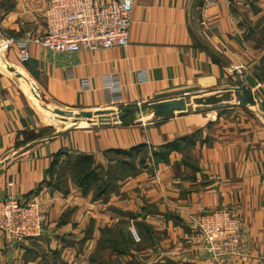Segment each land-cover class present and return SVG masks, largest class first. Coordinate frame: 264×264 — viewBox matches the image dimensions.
Here are the masks:
<instances>
[{
	"label": "crops",
	"instance_id": "1",
	"mask_svg": "<svg viewBox=\"0 0 264 264\" xmlns=\"http://www.w3.org/2000/svg\"><path fill=\"white\" fill-rule=\"evenodd\" d=\"M45 6L46 0H14L13 6L0 10V200L37 198L46 210L51 205L52 213H44L45 232L40 238L11 247L0 234V264H38L48 237L59 236L51 238V246L58 250L69 243L68 235L79 241L88 223L92 233L86 248L92 252L102 244L103 230L122 223L121 217L113 218L106 207L88 201L80 190L63 195L47 184L59 152L102 160L110 152L142 145L159 151L197 131V118L203 114H178L130 126L59 130L43 138L40 116L48 123L64 119L53 113L58 107L51 110L41 103L43 89L65 108L99 110L111 104L105 87L113 80L121 88L114 105L127 106L195 93L218 95L234 88L237 80L245 83L258 64L250 30L242 28L234 9L264 10V0H136L127 47L52 53L31 44L30 58L22 62L18 48L5 50L3 41L21 40L26 33L42 35ZM4 51H8L3 57L9 67L16 69L13 72L1 58ZM212 117L215 130L200 126L201 138L193 146L197 168L183 162V154L175 151L159 165L164 185L146 187L144 174L133 179L151 208L129 227L136 230L139 242L129 237L143 251L130 260L143 259L146 252L151 264H216L203 251L186 215L228 208L239 215L247 242L225 264H264V122L256 113L240 111L227 120L220 113L217 119ZM140 206L144 209L142 202ZM140 222L152 230L149 243ZM122 231L126 237L127 226ZM78 257L81 254L66 260L76 264L86 260Z\"/></svg>",
	"mask_w": 264,
	"mask_h": 264
},
{
	"label": "rangeland",
	"instance_id": "2",
	"mask_svg": "<svg viewBox=\"0 0 264 264\" xmlns=\"http://www.w3.org/2000/svg\"><path fill=\"white\" fill-rule=\"evenodd\" d=\"M14 5V0H0V10H7L11 6ZM246 8L234 9V12L237 16L241 19V26L244 30H250L248 35L249 42H252L251 45L255 47L257 51V59L258 64L255 67V70L252 72V75L248 77L245 81L246 87L250 88L254 95H257L261 101L264 102V87L260 84L264 85V10L260 8L251 7L247 10ZM259 9V11H258ZM263 11V12H262ZM252 14H254L255 18L257 19L255 22L251 21ZM250 19V20H249ZM250 21V22H249ZM11 49V48H10ZM46 50L45 48H43ZM8 51H4L3 55L1 56L2 60L6 62L3 56H6ZM7 67L9 64L6 62ZM24 64V63H23ZM8 70V68H7ZM9 71V70H8ZM246 71V70H245ZM257 80L254 83V79ZM16 79H18L16 77ZM33 80V79H31ZM240 80H237L236 84H234V88H239ZM243 81V80H242ZM244 82V81H243ZM25 92L24 86L22 82H19ZM258 85V86H257ZM39 88V86L37 85ZM40 89V88H39ZM227 93L226 90L224 92L219 93L225 94ZM26 94V93H25ZM27 98L29 99L28 95L26 94ZM41 103L45 106L51 108V110H57L55 108L58 107L59 111L63 112L64 115L56 113L57 115L63 116L64 119L61 118V122L53 120V123H48L40 116L41 121H43V138L50 136L55 131H66L68 129H80V128H92L91 125L99 124V120L95 116L91 118V124L86 122V120L81 121L78 124H75L76 114L85 113V112H97V111H112L110 115L106 116L109 118L104 119H111L108 121H121L119 120V107L117 104H110L105 105L103 109H77V108H65L61 103H56L53 98L49 97L44 89L43 95L39 94ZM30 100V99H29ZM31 102V101H30ZM56 103V104H55ZM243 100L237 97L235 94L226 95L224 99V107L211 111L208 113L201 114L197 119V131L193 132L191 135L186 137L180 138L177 141H174L176 147L174 150H170L166 157V151L164 147H162L159 151H152L146 145L143 148H139L136 150H129V151H113L110 152L108 155L105 156L102 160H97L93 157L92 161L88 162L87 160H78L81 159L79 155L71 154L68 152H64L63 156L57 158L55 161V167L53 168L52 175L50 181L47 183L53 190L58 191L59 193L65 195L71 192L72 190H80L82 195L86 197L89 201L100 202V207H106L108 211L111 212V215L115 219H119L122 223L118 222L115 227L111 229H105L102 232V244L100 247L96 248V250L92 249V252L87 250V237L91 236L92 233V225L88 223L85 230L81 233L79 241H75L72 235H68L69 243L65 246H60L59 249H55L52 247L51 238L55 240V236L59 237L55 233H51V238L48 237L47 242L43 243V259L38 264H76V260H66V259H77L78 254H81L82 257H78L79 259H86L83 263L80 264H151L152 259L151 257L147 256L145 252V257L142 259L140 257L138 261L130 260L134 258H130V256L135 255V253H143L142 247H135V241L137 243L138 240H134L129 237L132 235L131 230L134 228L132 227L136 224L139 220L141 213H145V210L151 208V204H149L148 198L142 192V187L137 184V182L133 181L138 176H145V186L154 183L158 185H164L163 180L161 178V170L159 165L161 163L168 162L169 156L172 152L180 151L183 154V159L186 164L197 168L194 159L193 153V146L196 142H198L201 138L200 135V126H207L208 130H215L214 123L210 121L214 119L212 114H214L215 118H218V114L224 118L225 120L230 119L232 117V113L237 111L244 112V113H256L260 119L264 122L263 112L261 108L258 106H242ZM58 104V105H57ZM32 105V103H31ZM193 107H196L192 104ZM234 107V108H232ZM34 108V106H33ZM35 109V108H34ZM58 111V110H57ZM194 114V113H192ZM48 115V114H47ZM252 115V114H251ZM254 116V115H252ZM151 117V116H149ZM89 121V120H88ZM107 121V120H105ZM140 121L138 120L137 123ZM109 123V122H107ZM112 123V122H110ZM111 126H119V125H111ZM107 126V127H111ZM94 128V127H93ZM207 141V140H205ZM209 142V141H207ZM173 143V142H172ZM179 183H173V186L176 187ZM47 185V186H48ZM154 189V188H152ZM144 195V196H143ZM85 199V198H84ZM141 199L142 204H144V209L140 206ZM35 201H39L42 204V215H43V235H44V213L46 215H50L51 212V205H47V210L45 205H43L42 201L35 198L32 199ZM31 201V200H30ZM147 207V208H146ZM141 208V210H140ZM103 210V209H102ZM220 210H227L232 212V215L238 216L237 213L233 212L228 208H221L215 209L210 211H205L202 213H189L186 215V220L188 225L192 228L193 232L196 233L197 238L200 240L203 251L206 253L209 259H218L214 257L213 254L206 250L204 244V238L198 229L195 219H198L204 215H207L214 211ZM48 211V212H47ZM137 211L139 213L137 214ZM69 213L66 211L64 215ZM52 214V213H51ZM138 215V216H137ZM50 216H48L49 218ZM241 220V219H240ZM51 225H56V220H51ZM50 221V222H51ZM144 227V231L146 233L147 240L146 243H149L152 239L151 228H149L143 222H140ZM124 226H127V236L125 237L123 231L121 232V228L123 230ZM2 235V234H1ZM48 235V234H47ZM74 235V234H73ZM78 235V234H76ZM240 235L242 236L243 240L240 242L241 245L235 251L227 252L219 259H228L230 256L236 254V252L243 247V244L246 243V237L244 232L240 230ZM79 236V235H78ZM42 237V236H41ZM134 237V236H133ZM40 238V237H39ZM37 239V238H35ZM78 239V238H77ZM53 240V241H54ZM30 241V240H29ZM6 242V241H5ZM27 242V241H26ZM139 242V241H138ZM7 243V242H6ZM25 243V242H23ZM20 243V244H23ZM75 243L78 245L76 247ZM16 245H9L11 247L18 246ZM69 248V249H67ZM109 248V249H107ZM67 249V256L62 258L64 254V250ZM94 250V251H93ZM77 255V256H76ZM127 256V257H126ZM172 264V263H171Z\"/></svg>",
	"mask_w": 264,
	"mask_h": 264
},
{
	"label": "built area",
	"instance_id": "3",
	"mask_svg": "<svg viewBox=\"0 0 264 264\" xmlns=\"http://www.w3.org/2000/svg\"><path fill=\"white\" fill-rule=\"evenodd\" d=\"M136 0H46L43 9L45 29L42 35L26 33L21 40L6 39L5 50L18 48L19 58L27 62L29 45L36 44L52 53H78L81 51L125 48L129 44L130 28ZM88 90V83H84ZM110 102L114 104L121 94L118 80L108 82ZM206 250L219 259L227 252L238 249L243 240L241 220L227 210H218L195 219ZM136 240L139 236L131 230ZM0 234L9 245H16L43 235L42 204L39 201H22L15 197L0 200ZM245 244V243H244ZM243 244V245H244Z\"/></svg>",
	"mask_w": 264,
	"mask_h": 264
},
{
	"label": "water",
	"instance_id": "4",
	"mask_svg": "<svg viewBox=\"0 0 264 264\" xmlns=\"http://www.w3.org/2000/svg\"><path fill=\"white\" fill-rule=\"evenodd\" d=\"M8 70L13 72L16 69L13 67H8ZM239 88L225 89L227 93L221 95L214 96H204L201 93H195L190 95H182L180 97L169 99L165 101L152 102V103H144V104H130L127 106H120L118 111L120 113L119 120L124 121L128 118H131L128 121L121 122L120 124H115L113 121H105L111 119L106 117L111 114L112 111H97L93 112H85L76 114L75 124L80 123L83 120H86L89 124H91V118L95 116L97 120H99V124L93 125L92 127H107L111 125H119V126H130L137 123L141 117L146 114L153 113L154 117L159 120H169L175 118L179 115H189L192 113L200 114V113H208L211 111L219 110L224 107V99L225 96L235 94L237 97L243 100L242 106H258L261 108L264 117V102L259 99L257 95H254L250 88L246 87L244 82L240 81ZM194 104L196 107H193ZM56 113L64 115L61 111H55ZM89 120V121H88ZM109 122V123H107ZM112 122V123H110Z\"/></svg>",
	"mask_w": 264,
	"mask_h": 264
},
{
	"label": "trees",
	"instance_id": "5",
	"mask_svg": "<svg viewBox=\"0 0 264 264\" xmlns=\"http://www.w3.org/2000/svg\"><path fill=\"white\" fill-rule=\"evenodd\" d=\"M144 147V145H142V146H139V147H135L133 150H136V149H141V148H143ZM164 147V149L166 150V151H164L165 152V155L163 156V158H161V160H163L164 159V157H166V155L168 154V152L171 150H174V147H176V144H174V142L173 143H168L167 145H165V146H163ZM63 154H64V151L63 152H59L56 156H55V160H54V162H53V166H52V169L55 167V161L57 160V158H59V157H61V156H63ZM80 157H82L81 159H78V160H87L88 162H90V161H92V159H93V156H90V155H85V156H82V155H79Z\"/></svg>",
	"mask_w": 264,
	"mask_h": 264
},
{
	"label": "bare ground",
	"instance_id": "6",
	"mask_svg": "<svg viewBox=\"0 0 264 264\" xmlns=\"http://www.w3.org/2000/svg\"><path fill=\"white\" fill-rule=\"evenodd\" d=\"M3 47L5 48V44H3ZM119 115H120V113H119ZM149 116H151V117H149ZM131 118H128L127 120H124V121H128V120H130ZM154 119H156L155 117H154V114L153 113H149V114H146V115H144L143 117H141L140 118V122H143V123H146V122H148V121H152V120H154ZM124 121H117V122H115V124H120L121 122H124ZM94 125H97V124H94ZM91 126H93V125H91Z\"/></svg>",
	"mask_w": 264,
	"mask_h": 264
}]
</instances>
